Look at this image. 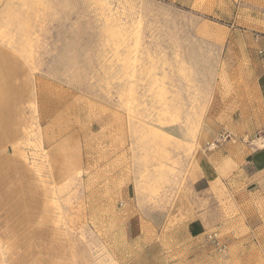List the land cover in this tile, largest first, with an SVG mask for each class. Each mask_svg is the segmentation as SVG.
<instances>
[{
  "label": "rangeland",
  "instance_id": "obj_1",
  "mask_svg": "<svg viewBox=\"0 0 264 264\" xmlns=\"http://www.w3.org/2000/svg\"><path fill=\"white\" fill-rule=\"evenodd\" d=\"M261 37L264 0H0V264H264V182L191 187L214 129L263 134Z\"/></svg>",
  "mask_w": 264,
  "mask_h": 264
},
{
  "label": "crops",
  "instance_id": "obj_2",
  "mask_svg": "<svg viewBox=\"0 0 264 264\" xmlns=\"http://www.w3.org/2000/svg\"><path fill=\"white\" fill-rule=\"evenodd\" d=\"M254 51L256 64L260 68L256 76L260 81L256 91L264 105V37L255 40ZM259 125L263 134L258 137L243 132L226 134L218 129L213 130L210 141L194 155L198 170L194 173L191 187L200 199L205 197L212 203L214 197L216 199L220 195L221 200L228 199L231 193L234 201L244 202L258 192L264 182V113ZM222 210V207H217L215 213L206 212L184 220L187 221L185 231L194 237L201 236L206 228L205 223L212 221L213 215L223 220ZM159 261L157 258L156 262ZM138 264H154V261L146 259Z\"/></svg>",
  "mask_w": 264,
  "mask_h": 264
},
{
  "label": "built area",
  "instance_id": "obj_3",
  "mask_svg": "<svg viewBox=\"0 0 264 264\" xmlns=\"http://www.w3.org/2000/svg\"><path fill=\"white\" fill-rule=\"evenodd\" d=\"M208 240L212 243L215 244L216 246H219V242L217 240V234L213 233L208 236Z\"/></svg>",
  "mask_w": 264,
  "mask_h": 264
}]
</instances>
